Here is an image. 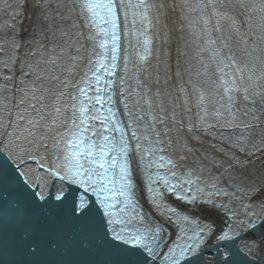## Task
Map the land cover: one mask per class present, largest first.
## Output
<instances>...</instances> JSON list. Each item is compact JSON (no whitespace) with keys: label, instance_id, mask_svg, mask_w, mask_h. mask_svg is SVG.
Wrapping results in <instances>:
<instances>
[{"label":"snow or ice","instance_id":"1","mask_svg":"<svg viewBox=\"0 0 264 264\" xmlns=\"http://www.w3.org/2000/svg\"><path fill=\"white\" fill-rule=\"evenodd\" d=\"M0 264H264V0H0Z\"/></svg>","mask_w":264,"mask_h":264}]
</instances>
